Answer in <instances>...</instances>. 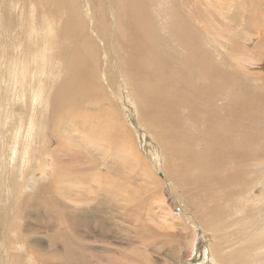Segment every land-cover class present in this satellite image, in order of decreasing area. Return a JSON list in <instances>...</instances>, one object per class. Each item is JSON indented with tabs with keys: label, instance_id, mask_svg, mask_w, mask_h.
I'll list each match as a JSON object with an SVG mask.
<instances>
[{
	"label": "rangeland",
	"instance_id": "1",
	"mask_svg": "<svg viewBox=\"0 0 264 264\" xmlns=\"http://www.w3.org/2000/svg\"><path fill=\"white\" fill-rule=\"evenodd\" d=\"M186 1L153 0L150 3L152 23L149 22V31L146 30L149 55L159 58L152 61L153 70L149 69L148 74L160 72L157 61L161 57L195 58L203 66L196 70L199 72L205 68L213 77L206 83L219 88V98L212 100L211 106L224 116L220 131L225 134L247 131L249 136L243 137L241 142H250V146L253 142L259 156L256 166L251 160L246 167L239 166L240 162L220 159L205 143L192 146L199 151L196 155L200 159L198 167L174 172L178 160L173 164L167 162L162 142L157 140L155 132L140 122L138 96L127 82L124 71L117 66L108 39L99 42L93 37L99 53L88 56L86 61L77 65L81 69L77 77L79 94L72 97L71 103L66 96L67 101L61 104V110H55L50 100L61 92L62 85L75 80L76 68L59 70L48 42L45 40L47 44L43 49L41 40L35 41L32 43L34 52L37 51L35 73L29 83L25 84L20 78L18 90L10 92L4 81H0V215L4 216L0 220V264H83L85 260L88 262L85 264H214L211 248L215 243L227 244L232 250V245L250 235L251 229L264 225V111L259 113L249 107L253 99L263 98L264 101V47L261 46L264 40V0H228L225 5L220 4L223 18L213 11L216 23L211 17L207 20L200 14L198 21L204 18L202 23L208 29L203 30L202 25L191 20L195 24L191 23V26L196 27L188 28L192 46L198 48L204 60H198L197 53L187 48V43L177 39L170 29L171 19L178 17L176 13L181 14ZM164 2H169L168 7ZM201 2L193 0L194 13L196 9L203 12V7L216 1L209 0V5L205 3L207 6ZM92 4L93 0H79V18L85 23L86 34L99 36L94 26ZM112 5L105 0L110 26ZM218 22L227 33L230 32L227 38L232 42L225 43L226 48L229 49L234 42L237 46L245 44L244 47L252 49L253 56L258 57L259 68V65L257 69L244 68L243 72L228 53L224 56L223 50L215 49L211 35L212 31L217 33L213 25L217 26ZM54 25L57 31L61 30L59 24ZM30 32L35 34L34 29ZM200 35L202 47L209 49L210 58L199 44ZM58 51L54 52L57 54ZM92 57L105 74L99 79L102 89L93 87L88 81L89 72L94 67ZM232 58L236 59V56ZM175 64L171 61L160 69L168 72ZM184 68L187 71L189 66ZM158 84L157 80L154 85ZM178 87L180 83L175 84L173 90ZM181 95L182 101L187 102L184 92ZM12 102L16 108L11 107ZM5 103L11 104H7L10 109ZM238 104L239 108L246 107L248 111L238 109V114L225 116L224 111L233 110ZM197 114L203 118L204 129L188 134L192 138L204 136L207 130L205 110L197 108ZM175 119L177 116L174 122ZM173 127L166 126V131L176 129ZM170 148L178 159L180 155L174 147ZM234 149L239 151L237 146ZM44 163L48 165L45 169ZM209 163L214 165H207ZM165 167L170 175L173 174L171 185L165 183L166 187L160 176ZM243 167L249 172L245 173ZM207 168L215 172L210 173ZM236 168L237 173L241 171L238 177L240 196L230 198L227 191L219 190V187L212 191L202 190L211 177L228 178L232 174L228 169ZM184 180L188 185H182L186 183ZM192 180H196L199 186L192 185ZM251 187L254 191L249 192ZM28 195L44 200L29 203L28 211L23 214L19 209L22 210L24 198ZM160 195L164 203L160 202ZM246 200L248 205H245ZM207 207L216 215L210 220L211 227H204V209ZM178 208L192 217L194 225L182 224L179 217L175 221L168 218L166 211L178 212ZM93 221H101L102 225ZM10 257L15 260L11 261Z\"/></svg>",
	"mask_w": 264,
	"mask_h": 264
},
{
	"label": "bare ground",
	"instance_id": "2",
	"mask_svg": "<svg viewBox=\"0 0 264 264\" xmlns=\"http://www.w3.org/2000/svg\"><path fill=\"white\" fill-rule=\"evenodd\" d=\"M22 1L23 3L19 4ZM152 1L153 0H108L109 3L113 4L112 26H110L106 17L105 0H93L91 11L94 13V26H96L100 36L99 37L86 34L85 23L81 18H79V0H0V81H2V83L4 81V85H6L5 87L10 92L13 90H18L20 78L25 84H28L31 79V75L35 73L34 68L37 51L34 52L35 50L32 43L41 40V43H43V49H45L47 44L45 42L46 40L52 50V55L55 59L56 65L59 67V70L61 69L63 71H70L71 67L76 68L75 80L72 83L62 85L61 92L59 91L56 96H52V99L50 100V102H53V108L55 110H61V104L64 101H67L66 96H68V100L71 103L72 97H76L77 94H79L77 77L81 74V69L77 65L80 62L86 61L88 56L91 57V55H96L99 53V49L96 45L97 41L100 42L101 40L104 41L105 39H108L109 48H113L117 66H119L120 71H124L127 82L131 84L133 91L136 93V96H138L140 122L144 125V127L155 132L156 137L158 138L157 140L162 142L161 145L166 152L167 162H172L173 164L175 161L177 163L178 160V166V163H174L176 165L174 166V172H177V170L179 172L184 170H193L198 167L200 159L196 157V155L199 153V151L196 152L192 146L195 145L198 147L201 144L205 145V143L209 144L211 150H213L212 152H214L217 157H220V159H223L227 162H240L239 166L246 167L248 160L249 162L251 160L253 166H256L255 163L256 160L259 159V156L256 154L255 148H253V142H251V146L250 142H241L244 140L243 137L245 138L246 136H249L247 131L239 133L230 131V134H225L224 132L222 133L220 131L223 125L224 116H221L220 113H217L216 108L211 106V101L219 98V88L213 87L214 85L209 86L206 83L207 80L213 77L209 75L205 68L201 69L199 72L196 70L199 66H203L200 63H197L195 58L188 60L180 59L176 56H170L164 59L161 57L160 61H157V67L160 72L154 75L148 74L149 69L153 70V68H151L152 61L159 58L157 56L149 55L150 42H148V34L146 31L147 29L149 31V22L152 23V18L149 14V5ZM201 1V3L207 4L209 0ZM214 1L216 2H210L211 4L213 3L212 5H209V2L207 4L209 6L205 4L207 7H203V12H197L196 10L198 9H196L194 13L193 0H188L183 3L184 8L181 11V14L176 13L178 17L171 19L170 22V29H173L172 34L177 39H182L184 42H186V47L193 49L197 53L196 58L198 60H204V56L198 52L197 47L192 46L191 34L188 28L196 29V27L194 28L191 26L192 22H196L202 25L203 30L208 29V27L202 23V20L206 16L207 20L209 17H211L210 19L215 22V19L213 18V11L217 12L219 17H224V12L221 11L220 4L223 3L225 5L228 0ZM164 4L168 7L169 2H164ZM173 8L175 7L173 6ZM200 14H202V17L204 18L198 21V16ZM53 23L59 24L61 26V30L57 31ZM221 25V22H218L217 26L213 25L214 29L218 33L217 34L212 31L211 35L212 39L214 38V43L216 44L215 49L223 50L225 52L222 53L224 56H227L228 53L232 62L237 63L243 72L245 70L244 68L257 69L258 65L259 68L260 64L258 57L256 55L253 56L254 51L244 47L245 44L244 46H241L240 44L237 46V43L234 42L229 47V49L226 48L225 43L232 41L231 39L227 38V36L230 35V32L227 33V31L224 30ZM32 29L35 30V34L30 32ZM214 35H216L217 38ZM52 37H54V40L51 39ZM93 37L97 41H94ZM218 39L222 40L224 43ZM202 40L203 39L200 35L199 44L201 47ZM66 41L68 42L66 43ZM261 42V46L264 47V40ZM28 45L29 50L27 51L26 49ZM202 48L206 57L210 58L209 49H206L205 46ZM242 50H244L245 53H240ZM54 51H58V53L56 54ZM7 52H9L10 55H7ZM234 56H236V59L232 58ZM90 60L91 58L88 59V62ZM92 60L94 67L89 72L90 76L88 77V81L91 82L93 87L102 89L99 79L102 75L105 76V74L99 70V64L96 59L92 57ZM108 61L113 60L108 59ZM171 61L177 64L173 65V68H171L168 72L160 69L165 65H169ZM183 65L189 66L187 71H185ZM112 77L113 80L116 79L114 68ZM148 78L150 79V82H148ZM157 80L159 84L154 85ZM177 83H180V87H178L176 90H173L175 84ZM181 92H184V97L188 99L187 102L182 101L183 96L181 95ZM1 96L2 94L0 97ZM5 96H7V94ZM12 96L14 98L16 94L14 93ZM4 100L5 99H3L2 102ZM9 102L11 103V100ZM7 104L9 105V103ZM14 104L11 106L12 108L15 107ZM8 105L7 107L9 108L11 104L9 106ZM173 107L175 111H173ZM249 107L253 108L256 112L262 113V111H264L263 98H261V100L253 99ZM197 108L205 110L207 114L204 118V121L207 123V130H205L204 136H201L200 138H192L188 134H193V132L202 131L204 129L203 118L198 116ZM238 109H240L241 112L248 111L246 107L239 108L238 104L235 109L224 111L225 116L230 117L235 115L238 112ZM17 112L20 113V110ZM176 116L177 119H175L174 122V118ZM173 122L175 124H173ZM171 125L176 127V129L173 131H166V126ZM233 127L234 126L231 128ZM110 131H113V128L110 129ZM110 135L113 138L115 136L113 132H111ZM194 139H197V141ZM189 145L190 147L187 149L186 146ZM170 146L174 147L175 152L180 155L178 159L175 157V153L170 148ZM235 146L239 148V153L235 151ZM243 150L249 151L251 153L246 154ZM181 159L182 163L180 164ZM207 165L214 164L209 163ZM47 166L48 165L44 163L43 168L45 169ZM246 167L245 169L243 167V169L245 173H248L249 171L246 169ZM228 170L232 172L230 177L225 178L222 176H213L208 180L209 182H207V186L202 188V190L210 189L212 191L213 188L219 187V190H223L224 192L227 191L226 194L230 198L240 196L242 192L240 189L241 185L238 183V177L240 176L241 171L237 173L238 168H236V170ZM162 171L163 174H160V176L162 177L161 181H163V186L166 187L165 183L171 185L173 174L170 175L169 170H166V167L163 168ZM207 171L210 173L215 172V170L210 168H207ZM98 172L102 173V171L99 169ZM237 174L239 175L237 176ZM184 181L186 182V180ZM242 184L244 185V183ZM182 185H188V183H182ZM192 185H198L197 181L192 180ZM38 188H40V186H38ZM252 191H254V187H251L249 190V192ZM24 199L25 201L23 202L22 210L19 209V211L23 212V214L28 211L29 203L32 204L34 201L42 202V200H44V198H40L38 196L32 197L30 195ZM262 201H264V197L262 198ZM160 202H165L161 195ZM248 204L249 202L246 200L245 205ZM200 208H202V205H200ZM207 208L204 209V227H207V225L211 227L209 224L210 220L215 218L216 215L211 208ZM237 209H235V212H238L236 211ZM177 211L178 212H175L173 209H171V212L169 210L166 211L168 218L175 221L176 217H179L180 219L178 220H181L182 224L190 223L194 225L192 217L185 215V210L178 208ZM210 211L213 213L211 214ZM232 213L230 212V214ZM223 215L225 216V214ZM1 217L4 218V216L0 215V220ZM92 223L102 225L101 221H93ZM255 229H251L250 235H246L247 237L242 239L241 242L234 243L232 245L234 248L231 247L232 250L228 249L229 247L226 246L227 244L224 246L222 244L215 243L211 248L214 264H264V225H261ZM236 247H239V249ZM226 248L229 251H227ZM10 258L11 261L15 260V257ZM85 263L88 262L85 260L83 261V264Z\"/></svg>",
	"mask_w": 264,
	"mask_h": 264
}]
</instances>
